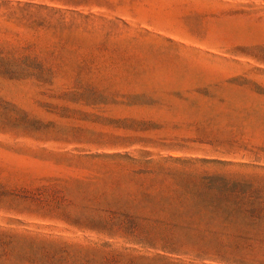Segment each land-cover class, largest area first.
Here are the masks:
<instances>
[{"label": "rangeland", "instance_id": "1", "mask_svg": "<svg viewBox=\"0 0 264 264\" xmlns=\"http://www.w3.org/2000/svg\"><path fill=\"white\" fill-rule=\"evenodd\" d=\"M0 47L47 69L0 74V231L201 264L171 238L109 239L45 216L41 201L79 211L145 189L171 196L174 170L198 159L264 185V0H0ZM138 150L170 174L133 176L116 155ZM242 253L232 258L264 264V248Z\"/></svg>", "mask_w": 264, "mask_h": 264}, {"label": "trees", "instance_id": "2", "mask_svg": "<svg viewBox=\"0 0 264 264\" xmlns=\"http://www.w3.org/2000/svg\"><path fill=\"white\" fill-rule=\"evenodd\" d=\"M43 76L47 69L41 59L27 48L0 47V74L10 77ZM116 155L131 167L136 177L152 176L170 169L152 160V154ZM191 167L174 170L182 187L174 195L154 194L147 189L135 197H114V205L73 211L62 199L41 201L43 212L51 219L69 223L109 239H125L132 244L154 242L159 237L180 243L186 255H197L201 262L248 264L243 250L264 248V185L238 173H210L194 167L223 162L198 159L187 161ZM40 203V202H39ZM46 207V209H45ZM88 251L79 255L73 251ZM0 255H14L12 264H186L160 255H140L108 245L84 247L30 233L0 231ZM204 255V256H199ZM251 262V261H250ZM194 264V263H189Z\"/></svg>", "mask_w": 264, "mask_h": 264}]
</instances>
